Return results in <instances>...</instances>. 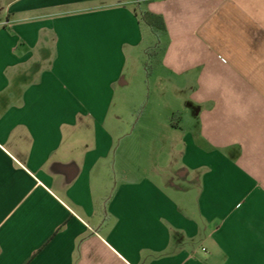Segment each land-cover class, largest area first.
Returning a JSON list of instances; mask_svg holds the SVG:
<instances>
[{"label": "crops", "instance_id": "crops-1", "mask_svg": "<svg viewBox=\"0 0 264 264\" xmlns=\"http://www.w3.org/2000/svg\"><path fill=\"white\" fill-rule=\"evenodd\" d=\"M0 264H264V0H0Z\"/></svg>", "mask_w": 264, "mask_h": 264}, {"label": "trees", "instance_id": "trees-1", "mask_svg": "<svg viewBox=\"0 0 264 264\" xmlns=\"http://www.w3.org/2000/svg\"><path fill=\"white\" fill-rule=\"evenodd\" d=\"M147 3L150 0H136ZM139 22L142 26L148 28L153 33L165 32V23L161 16L145 11L139 14Z\"/></svg>", "mask_w": 264, "mask_h": 264}, {"label": "rangeland", "instance_id": "rangeland-1", "mask_svg": "<svg viewBox=\"0 0 264 264\" xmlns=\"http://www.w3.org/2000/svg\"><path fill=\"white\" fill-rule=\"evenodd\" d=\"M158 53V52H157ZM154 55H156V54H154V53H151V55H150V61H147V65L150 67V68H152L153 69V67H154Z\"/></svg>", "mask_w": 264, "mask_h": 264}]
</instances>
